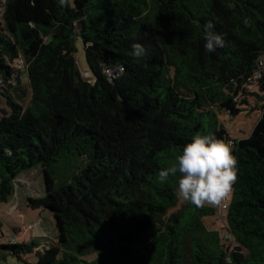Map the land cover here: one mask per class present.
I'll return each instance as SVG.
<instances>
[{"label":"trees","instance_id":"trees-1","mask_svg":"<svg viewBox=\"0 0 264 264\" xmlns=\"http://www.w3.org/2000/svg\"><path fill=\"white\" fill-rule=\"evenodd\" d=\"M4 18V53L27 59L30 89L0 91V203L40 166L45 194L27 204L52 212L58 234L0 249L36 264H264V95L249 90L264 91V0H7ZM209 20L225 39L214 52ZM248 94L261 116L232 139L219 114L240 113ZM197 133L234 146L224 214L179 199V173L158 180Z\"/></svg>","mask_w":264,"mask_h":264},{"label":"rangeland","instance_id":"rangeland-1","mask_svg":"<svg viewBox=\"0 0 264 264\" xmlns=\"http://www.w3.org/2000/svg\"><path fill=\"white\" fill-rule=\"evenodd\" d=\"M76 46L77 63L80 69L86 73L88 63L82 40L78 39ZM249 90L250 92L253 91L254 93L264 95V91L258 87L251 86ZM245 97L248 100L246 103L239 105L242 110L237 115L232 116L225 111L219 114L220 121L227 128L229 136L232 139L248 137L261 116L260 106L263 102L258 101V96L248 94ZM26 102H28V98ZM19 180L22 182H19ZM44 189V173L40 166L25 170L19 174L15 193L9 196L6 202L0 203V243H8L7 237H15L17 243H22L29 241L34 236L42 235L41 232L48 236L45 238L47 244L57 243L58 231L52 212L49 210L33 209L27 204L29 196L41 197L45 194ZM231 198L232 192L226 199L230 202ZM225 211L223 210L222 214L226 213ZM206 222L209 226L214 224L215 227L221 224V221L217 219V215L208 216ZM95 255L92 254L89 257L92 258ZM26 261L30 264H36V257L34 254H28L24 257V261H22L5 249H0V264H26Z\"/></svg>","mask_w":264,"mask_h":264},{"label":"clouds","instance_id":"clouds-1","mask_svg":"<svg viewBox=\"0 0 264 264\" xmlns=\"http://www.w3.org/2000/svg\"><path fill=\"white\" fill-rule=\"evenodd\" d=\"M66 5L68 0H59ZM214 24L209 20L205 25V49L214 52L225 46L222 34L214 31ZM133 55L137 58L146 54L140 43L132 45ZM87 74V72H86ZM238 160L234 155V146L216 138L212 134L197 133L187 143L176 163L163 168L158 173V180L165 182L169 176L180 174L176 195L196 207L220 205L233 191L238 179ZM16 264V263H15Z\"/></svg>","mask_w":264,"mask_h":264},{"label":"built area","instance_id":"built-area-1","mask_svg":"<svg viewBox=\"0 0 264 264\" xmlns=\"http://www.w3.org/2000/svg\"><path fill=\"white\" fill-rule=\"evenodd\" d=\"M6 1L7 0H0V91H5L7 89L12 91L18 86H23L25 89L29 87L30 89L29 62L27 59L21 53L13 56L5 54L3 50L4 42L13 39L4 18ZM263 66L264 62L261 61L259 63L260 70L256 73L257 78L262 76ZM123 69V66H118L114 69H106V73L111 79L121 73ZM227 205L228 201L225 199L220 204L221 210L225 209ZM222 217H224V215H222ZM9 240L12 243L16 242L15 237H9Z\"/></svg>","mask_w":264,"mask_h":264},{"label":"crops","instance_id":"crops-1","mask_svg":"<svg viewBox=\"0 0 264 264\" xmlns=\"http://www.w3.org/2000/svg\"><path fill=\"white\" fill-rule=\"evenodd\" d=\"M264 60V59H263Z\"/></svg>","mask_w":264,"mask_h":264}]
</instances>
